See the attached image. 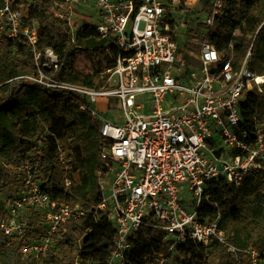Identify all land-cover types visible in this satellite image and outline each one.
Masks as SVG:
<instances>
[{
	"label": "built area",
	"instance_id": "built-area-1",
	"mask_svg": "<svg viewBox=\"0 0 264 264\" xmlns=\"http://www.w3.org/2000/svg\"><path fill=\"white\" fill-rule=\"evenodd\" d=\"M34 1L0 0V39L22 42L33 52L39 77L16 81L68 91L101 124L103 201L94 215L115 228L108 264H131L135 239L147 229L163 233L161 252L147 264H177L180 249L191 243L207 251L220 243L239 263L264 264L262 251L234 244L221 227V211L214 219L200 216L204 202L218 206L208 190L214 181L224 178L239 188L248 175L264 170V124L256 120L250 129L243 118L251 92L264 90V75L250 69L254 40L238 68L233 56L209 41L224 0H62L70 14L58 16L71 27V50L79 48L83 25L116 47L100 87L55 79L59 58L51 49L39 50V26L29 24ZM190 11L197 14L202 41L199 50L185 52L177 28ZM36 144L16 170L18 188L0 197V234L24 240L21 254L30 260L58 256L65 224L88 214L45 190L42 142ZM57 155L68 166L73 150L58 145ZM80 183L79 173L65 177L68 190ZM35 215L40 233L29 238ZM74 264H81L79 258Z\"/></svg>",
	"mask_w": 264,
	"mask_h": 264
},
{
	"label": "trees",
	"instance_id": "trees-1",
	"mask_svg": "<svg viewBox=\"0 0 264 264\" xmlns=\"http://www.w3.org/2000/svg\"><path fill=\"white\" fill-rule=\"evenodd\" d=\"M224 3V13L216 19L209 41L218 51H227L228 56H233L238 68L254 40L250 69L257 75H264V0H224ZM63 12L70 14L62 0H35L30 5L29 24L36 22L39 26V50L44 53L51 49L58 56L60 69L55 79L88 87L102 86L101 75L112 67L116 47L100 37L95 28L83 25L77 34L79 48L71 50V27L66 18L58 16ZM232 43L234 48L229 49ZM78 56L92 60L90 70L79 66ZM45 62L43 57L42 63ZM44 71L49 73L46 68ZM25 76L39 77L31 48L19 41L0 39V197L5 190L10 194L18 188V166L37 146L36 142H42L45 190L54 199L79 206L88 214L65 224L58 256L24 259L21 254L24 240L9 241L0 234V264H74L76 258L81 264H108L115 228L112 223L97 220L94 215L103 201L98 176L105 145L101 124L80 109L78 98L73 94L63 89L29 85L23 79L16 81ZM243 118L244 126L250 129L256 120L264 124V90L251 92L243 106ZM58 145L73 150L68 166L58 160ZM72 173H79L81 183L68 190L65 177ZM208 190L218 206L204 202L200 216L214 219L221 211V227L234 244L261 251L259 241L264 243V170L248 175L239 188L221 178ZM3 216L4 211L0 208V219ZM37 220V216H33L29 238L40 233ZM135 242L130 263L147 264L161 252L163 233L147 229ZM177 264L250 263H239L220 243H215L210 251L191 243L180 249Z\"/></svg>",
	"mask_w": 264,
	"mask_h": 264
},
{
	"label": "rangeland",
	"instance_id": "rangeland-1",
	"mask_svg": "<svg viewBox=\"0 0 264 264\" xmlns=\"http://www.w3.org/2000/svg\"><path fill=\"white\" fill-rule=\"evenodd\" d=\"M183 4L186 2H192V0H181ZM196 13L190 11L185 20H181L178 24L177 31L179 32L178 41L180 46L185 50V52H192L194 50H199V45L202 41L201 26L198 24L195 17ZM91 59L87 56H78V63L82 69L90 70L91 69ZM9 196L8 190H5L1 195V198ZM192 202V200H190ZM261 251L264 250V243L259 241Z\"/></svg>",
	"mask_w": 264,
	"mask_h": 264
}]
</instances>
